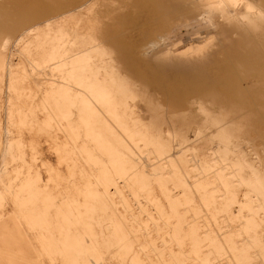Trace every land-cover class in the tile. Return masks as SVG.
I'll use <instances>...</instances> for the list:
<instances>
[{"label": "rangeland", "instance_id": "1", "mask_svg": "<svg viewBox=\"0 0 264 264\" xmlns=\"http://www.w3.org/2000/svg\"><path fill=\"white\" fill-rule=\"evenodd\" d=\"M0 264H264V0H0Z\"/></svg>", "mask_w": 264, "mask_h": 264}]
</instances>
